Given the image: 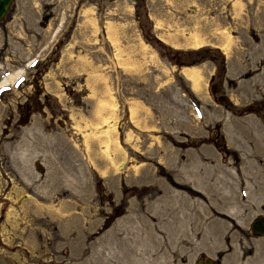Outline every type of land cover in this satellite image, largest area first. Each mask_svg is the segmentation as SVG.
<instances>
[{"label": "rangeland", "instance_id": "1", "mask_svg": "<svg viewBox=\"0 0 264 264\" xmlns=\"http://www.w3.org/2000/svg\"><path fill=\"white\" fill-rule=\"evenodd\" d=\"M263 65L264 0H12L0 264H138L156 223L181 230L157 232L156 264H264V75L246 80Z\"/></svg>", "mask_w": 264, "mask_h": 264}, {"label": "bare ground", "instance_id": "2", "mask_svg": "<svg viewBox=\"0 0 264 264\" xmlns=\"http://www.w3.org/2000/svg\"><path fill=\"white\" fill-rule=\"evenodd\" d=\"M108 32H109V35L111 36V38L113 39V40H115L116 38H117V36H116V34H115V29H114V27H113V25L111 24V23H109L108 24ZM226 34V33H225ZM225 38H228V37H226L225 36ZM232 39V38H231ZM203 39H198L197 37H196V39L194 40L195 41V43H197V42H200V41H202ZM118 41V40H117ZM227 41V40H226ZM230 42V41H229ZM202 43V42H201ZM255 66H257V65H255ZM254 66V67H255ZM264 66V65H263ZM261 67V66H260ZM252 68V67H251ZM257 71L255 72V75H253V76H251L249 79H246V80H249V81H251V80H254V79H257L256 77L258 76V75H264V68H257L256 69ZM251 72H254V70H249L247 73H251ZM185 73L189 76V77H191V78H193L194 79V81L196 82L195 83V86L198 88V86H199V78H200V73L198 72V71H196V69L195 68H191V67H188V68H186L185 69ZM16 78V75H15V73H13V74H11L10 76H8V77H6L4 80H3V83H11V82H13V81H15L14 79ZM261 80V79H260ZM252 82V81H251ZM2 83V84H3ZM251 90H253V89H251ZM260 91H261V93H264V87L263 88H261L260 89ZM248 92V91H247ZM256 93V92H255ZM258 93V92H257ZM250 95H251V93H250ZM256 95V94H255ZM134 112V111H133ZM244 123V122H243ZM250 124V123H249ZM252 125H254V124H252ZM251 125V126H252ZM262 126V125H261ZM237 127V126H236ZM256 127L258 128L259 127V125H256ZM259 129V128H258ZM248 130V129H247ZM242 131H245V130H242ZM248 132V131H247ZM260 132V131H259ZM256 133V132H255ZM246 134H248V133H246ZM236 135V134H235ZM256 135V134H255ZM259 136V135H258ZM240 137V136H239ZM253 137V136H252ZM235 138V137H234ZM255 138H256V136H255ZM246 140H247V138H246ZM256 140V139H255ZM245 141V140H244ZM261 143V142H260ZM249 145V144H248ZM247 146V145H246ZM245 147V146H244ZM255 147V146H254ZM248 148H250V147H248ZM251 149V148H250ZM253 149V148H252ZM256 152V151H255ZM264 152V151H263ZM254 154V153H253ZM257 156H259V155H257ZM257 156H255V157H257ZM256 159V158H255ZM245 160V159H244ZM220 163H221V161H220ZM251 164H252V162H251ZM252 166V165H251ZM249 167V166H248ZM253 167V166H252ZM242 170H243V168H242ZM249 170V169H248ZM245 173V172H244ZM247 174H248V172H247ZM236 175V174H235ZM247 177H248V179L249 178H255V179H257V178H260L261 177V171L259 170H257V171H254V172H251L250 174H248V175H246ZM264 177V176H263ZM247 179V178H246ZM245 179V181H247ZM249 182H250V180H249ZM227 186V185H226ZM250 186V185H249ZM192 187V186H191ZM248 188V187H247ZM251 188V187H250ZM259 188H260V186H259ZM259 188H257V187H255L254 188V191L255 190H257V189H259ZM174 189V188H173ZM197 189V188H196ZM263 189V188H262ZM177 190V189H176ZM253 190V189H252ZM170 191V190H169ZM220 191V190H219ZM174 192H175V189H174ZM186 192V191H185ZM222 192H223V190H222ZM221 192V193H222ZM244 192V191H243ZM250 192V191H249ZM173 193V192H172ZM226 193V192H225ZM171 194V193H170ZM184 194V193H183ZM217 194V193H216ZM167 195V194H166ZM177 195H178V197H179V193H177ZM228 195V194H227ZM235 195V194H234ZM233 195V196H234ZM174 196V195H173ZM216 196V195H215ZM218 196H220V194L218 195ZM181 197H182V195H181ZM187 197H188V194H187ZM213 197V196H212ZM250 197V196H249ZM235 198V197H234ZM234 198H230V196L229 197H226L225 198V200L224 201H222V202H224V203H229V202H232V201H235V199ZM189 199V198H188ZM199 199V198H198ZM224 199V198H223ZM167 200V199H166ZM189 200H191V199H189ZM189 200H186V199H184V200H181L180 201V204L179 205H172L171 203H170V205H169V210H170V215H176V211L178 210V211H180L181 213H182V215H187V213H188V207H186V204H187V201H189ZM193 200V199H192ZM237 200V199H236ZM238 200H239V198H238ZM168 201H170V200H168ZM167 201V202H168ZM177 201V200H176ZM190 202H192V201H190ZM189 202V203H190ZM240 202H241V200H240ZM236 203V202H235ZM234 203V204H235ZM164 204V203H163ZM176 204V203H175ZM192 204H196V202L194 201V202H192ZM201 204V203H200ZM203 204V203H202ZM246 204V203H245ZM190 205V204H189ZM188 205V206H189ZM157 206V205H156ZM227 206V205H226ZM229 206V205H228ZM238 206H239V203H238ZM192 207V206H191ZM200 207V206H199ZM243 207V206H242ZM162 209H164V208H162ZM190 209V208H189ZM214 209V208H213ZM242 209V208H241ZM190 211V210H189ZM192 211V210H191ZM227 211V210H226ZM164 213V212H163ZM166 213V212H165ZM213 213V212H212ZM226 213V212H225ZM159 214H161L160 212H159ZM181 215V216H182ZM188 215H189V213H188ZM215 215V214H214ZM161 216V215H160ZM178 216H179V214H178ZM209 216V215H208ZM168 217V216H167ZM170 217V216H169ZM214 217V216H213ZM166 218V217H165ZM164 218V219H165ZM219 218V217H218ZM173 219V218H172ZM182 219V218H181ZM190 219V218H189ZM176 220H177V218H176ZM180 220V219H179ZM159 221V220H158ZM162 221V220H161ZM204 221V220H203ZM217 221V220H216ZM171 222V221H170ZM178 222H180V221H178ZM188 222V221H187ZM172 223V222H171ZM206 223V222H205ZM213 223V222H212ZM174 224V223H173ZM180 224H182V222H180ZM228 225H229V223H227ZM204 226V225H203ZM167 227H169V226H167ZM182 227V226H181ZM210 227V226H209ZM201 228V227H200ZM152 229V228H151ZM165 229H166V227H164L163 225H160V224H158V223H156L155 225H154V229H152L153 231H151V237H152V241H153V243H154V247H155V249H152V251H145V250H137L136 249V252H138V254H143V256H141L140 257V261H139V263L140 264H156L157 263V259L158 258H160L159 256L161 255V254H164V252L165 251H167L164 247V240L163 239H161V238H159V237H157L158 235H157V232H162L163 230L165 231ZM213 229V228H212ZM228 229V228H227ZM157 230V231H156ZM179 230H180V228H179V226H178V224L176 225V226H174V225H172V226H170V229H166V233H170V236H169V240H170V242L172 241V240H174V236H171L172 234H175L176 232H177V234H178V232H179ZM196 230H194V232H195ZM175 232V233H174ZM180 232H181V230H180ZM188 232V231H187ZM198 232V231H197ZM213 232V231H212ZM164 233V232H163ZM184 233V232H183ZM200 234V233H199ZM154 236H155V238H154ZM211 236V235H210ZM161 237V236H160ZM212 237V236H211ZM151 239V238H150ZM149 239V240H150ZM168 239V238H167ZM178 239H180V238H178ZM166 241V240H165ZM135 242V241H134ZM169 241H168V243H170ZM176 242H177V240H176ZM171 244H172V242H171ZM176 244V243H175ZM151 248H153V247H151ZM85 249H83L82 250V252L81 253H83V251H84ZM170 250V249H169ZM147 254V256H144V254ZM170 253V252H169ZM159 254V255H158ZM165 256H166V254H165ZM163 257V256H162ZM167 257V256H166ZM162 259V258H161ZM172 258H170V260H171ZM166 260H167V258H166ZM134 261V260H133ZM170 262V261H169ZM138 263V264H139ZM162 263H163V261H162ZM171 263H173V262H171ZM122 264H123V261H122ZM128 264V263H127ZM133 264H134V262H133ZM174 264V263H173Z\"/></svg>", "mask_w": 264, "mask_h": 264}, {"label": "water", "instance_id": "3", "mask_svg": "<svg viewBox=\"0 0 264 264\" xmlns=\"http://www.w3.org/2000/svg\"><path fill=\"white\" fill-rule=\"evenodd\" d=\"M11 0H0V20L5 16L7 13L9 6H10ZM211 91L213 93L217 92L220 89V86L217 83H212ZM226 99V94H220L218 95V100H224ZM250 229L253 233L257 235H264V217L257 216L255 217L250 225ZM213 259L210 257L202 258L198 257L196 260V264H213Z\"/></svg>", "mask_w": 264, "mask_h": 264}, {"label": "trees", "instance_id": "4", "mask_svg": "<svg viewBox=\"0 0 264 264\" xmlns=\"http://www.w3.org/2000/svg\"><path fill=\"white\" fill-rule=\"evenodd\" d=\"M174 50H176V49H174ZM200 51H202V50H198V51L196 50V51H195L194 49H190L188 53H189L190 55H194V54H196V53L198 54V52H200ZM196 61H198V58H192L191 61L189 60V63L196 62ZM180 63H182V62H180Z\"/></svg>", "mask_w": 264, "mask_h": 264}, {"label": "flooded vegetation", "instance_id": "5", "mask_svg": "<svg viewBox=\"0 0 264 264\" xmlns=\"http://www.w3.org/2000/svg\"><path fill=\"white\" fill-rule=\"evenodd\" d=\"M10 4H11V3H10ZM9 7H10V6H9ZM212 83H214V82H212ZM212 83H211V84H212ZM215 83H216V82H215ZM211 84H210V86H211ZM217 84H218V83H217ZM219 86H220V85H219ZM210 89H211V88H210ZM202 258H203V257H202ZM213 261H214V260H213ZM213 264H215V262H213Z\"/></svg>", "mask_w": 264, "mask_h": 264}]
</instances>
